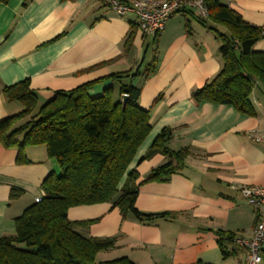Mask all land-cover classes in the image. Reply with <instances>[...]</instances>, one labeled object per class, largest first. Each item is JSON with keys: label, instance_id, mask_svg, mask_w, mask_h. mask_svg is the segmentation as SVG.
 Masks as SVG:
<instances>
[{"label": "crops", "instance_id": "crops-1", "mask_svg": "<svg viewBox=\"0 0 264 264\" xmlns=\"http://www.w3.org/2000/svg\"><path fill=\"white\" fill-rule=\"evenodd\" d=\"M221 3L264 31V0ZM193 14L197 15L191 7L179 12L153 44L135 15L119 17L95 0H10L0 5V122L23 110L18 102L6 100L2 90L7 86L29 79L41 106L56 91L133 71L141 59L143 64L146 47L154 49L156 72L133 81L141 88L140 107L151 111L152 131L130 170L139 172L140 183L166 162L160 154L141 162L165 128L173 132L169 147L189 148L190 155L181 172L139 189L140 212L171 213L170 219L153 223L132 216L123 219L112 203L69 209L70 221L96 220L88 228H78L83 236L116 239L115 248L100 252L97 262L127 257L134 264H246V250L234 240L224 242L231 255L223 256L219 232L234 238L253 235L255 210L239 188L264 186V92L259 84L252 91L256 113L252 117L232 105L195 101L193 93L221 71L223 60L215 32ZM133 25L134 46L126 54L125 41ZM254 50L264 53V38ZM112 85L111 80L98 83L90 95L101 96ZM26 153L30 163L19 165L18 150L5 149L0 141V238L15 233V220L37 197L45 196L44 180L60 172L46 148ZM13 190L22 194L12 199ZM112 252L116 253L107 254Z\"/></svg>", "mask_w": 264, "mask_h": 264}, {"label": "trees", "instance_id": "trees-1", "mask_svg": "<svg viewBox=\"0 0 264 264\" xmlns=\"http://www.w3.org/2000/svg\"><path fill=\"white\" fill-rule=\"evenodd\" d=\"M9 1L0 0V5ZM205 4L206 18L193 15L203 27L214 31L221 42L223 67L193 93V98L197 103L232 105L243 115L255 116L251 95L258 84L264 92V53L255 51L254 46L264 38V31L246 23L221 0H205ZM131 28L124 46L126 54L134 46L137 26ZM152 41L156 44L157 36ZM101 65L104 63L92 68ZM141 66L135 72L115 73L69 91H56L41 106L29 79L2 90L8 102H18L23 107L20 113L0 122L3 147L18 150L16 163L25 165L30 163L28 149L45 146L60 172L51 173L44 180L41 187L45 196L15 220V233L0 238V264H134L127 257L97 262L100 252L115 248L116 239L83 236L78 228H88L96 220L70 221L68 211L72 207L112 203L123 219L132 216L142 223L173 217L171 213L144 214L136 207L141 185L167 181L184 169L190 155L189 148L175 151L169 147L173 132L165 128L141 162L157 154L163 155L166 162L140 183L139 172L130 170L152 131L151 111L140 107L141 88L134 86L133 81L155 73L156 60L144 74L140 72ZM108 80L113 85L101 96L90 95L96 84ZM159 100L160 97L155 103ZM21 194L13 190L11 198ZM219 236L223 256L227 258L231 254L224 242L231 243L234 235L219 232Z\"/></svg>", "mask_w": 264, "mask_h": 264}, {"label": "built area", "instance_id": "built-area-1", "mask_svg": "<svg viewBox=\"0 0 264 264\" xmlns=\"http://www.w3.org/2000/svg\"><path fill=\"white\" fill-rule=\"evenodd\" d=\"M111 9L117 16L133 14L139 29L146 37H156L168 22L182 10L191 7L198 16H208L205 0H95ZM254 208L256 222L251 238L236 236L234 242L246 250V264H264V186H241L239 188ZM43 197H37L35 203Z\"/></svg>", "mask_w": 264, "mask_h": 264}, {"label": "rangeland", "instance_id": "rangeland-1", "mask_svg": "<svg viewBox=\"0 0 264 264\" xmlns=\"http://www.w3.org/2000/svg\"><path fill=\"white\" fill-rule=\"evenodd\" d=\"M153 53H154V49L152 48V46H151L147 51H145V52L143 53L144 56H145L146 58H145V60L143 61L142 66L140 67V72H141L142 74L145 73V71H146L148 65L152 63V61H153L152 54H153ZM141 61H142V59L139 61L137 67L133 70V72H135V71L138 69V67L141 65ZM144 76H145V75H143V76H141V77H144ZM41 147H42V148H45V146H41ZM114 253H116V252L107 253V254L109 255V254H114ZM106 256H107V255H106ZM106 256H105V257H106ZM99 259H102V257H100Z\"/></svg>", "mask_w": 264, "mask_h": 264}]
</instances>
